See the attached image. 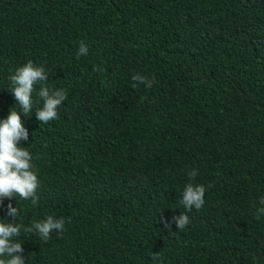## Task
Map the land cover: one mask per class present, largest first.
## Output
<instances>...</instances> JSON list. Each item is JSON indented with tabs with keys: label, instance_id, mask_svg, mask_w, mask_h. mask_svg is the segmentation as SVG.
<instances>
[{
	"label": "trees",
	"instance_id": "obj_1",
	"mask_svg": "<svg viewBox=\"0 0 264 264\" xmlns=\"http://www.w3.org/2000/svg\"><path fill=\"white\" fill-rule=\"evenodd\" d=\"M28 61L67 99L47 124L36 92L19 113L39 186L0 222L22 225L25 264H264V0H0V120ZM49 215L46 242L24 231Z\"/></svg>",
	"mask_w": 264,
	"mask_h": 264
},
{
	"label": "clouds",
	"instance_id": "obj_2",
	"mask_svg": "<svg viewBox=\"0 0 264 264\" xmlns=\"http://www.w3.org/2000/svg\"><path fill=\"white\" fill-rule=\"evenodd\" d=\"M87 54L88 48L84 42H81L77 56ZM47 79L48 75L44 67L34 66L32 61L17 67L15 72L9 76L11 84L9 90L20 110L10 108L8 116L0 120V201L4 198L11 200L19 196L23 200L31 199L35 202L39 180L33 171L31 153L20 146L21 140H28L29 132L19 113L22 112L28 116L33 112V92H36L37 97L42 100V106L36 108L35 111L36 119L47 124L58 117V109L67 99V94L63 89H50L46 85ZM133 80L143 84L146 88H150L153 83L140 75H134ZM37 86H39L38 90ZM197 174V170L192 169L188 172L189 179L195 178ZM205 191L203 185L186 184L180 204L188 212L193 208L201 209L205 204ZM261 203L264 204V200H261ZM258 212L264 214V208H260ZM18 215L17 207L9 203L7 216L14 219ZM173 221L176 228L183 229L189 223V217L180 213L179 216L173 217ZM165 223L167 226V222ZM64 224V219H56L49 215L42 221H34L32 226L25 228L24 231H36L46 242L52 232H61ZM21 228L20 224L0 222V257H7V259L0 258V264H25L22 243L17 239L21 235ZM153 259L156 257L154 256Z\"/></svg>",
	"mask_w": 264,
	"mask_h": 264
}]
</instances>
